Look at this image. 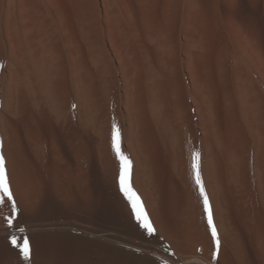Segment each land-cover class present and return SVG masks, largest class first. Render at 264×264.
Instances as JSON below:
<instances>
[{
  "label": "bare ground",
  "instance_id": "1",
  "mask_svg": "<svg viewBox=\"0 0 264 264\" xmlns=\"http://www.w3.org/2000/svg\"><path fill=\"white\" fill-rule=\"evenodd\" d=\"M0 144V264H264V0H0Z\"/></svg>",
  "mask_w": 264,
  "mask_h": 264
},
{
  "label": "snow or ice",
  "instance_id": "2",
  "mask_svg": "<svg viewBox=\"0 0 264 264\" xmlns=\"http://www.w3.org/2000/svg\"><path fill=\"white\" fill-rule=\"evenodd\" d=\"M75 107V105H73ZM2 148V144H0ZM112 148L114 150L116 159L119 162V174H118V187L119 191L130 206L131 213L135 216L138 226L142 228L147 235L152 236L156 234V228L154 223L145 208L144 201L139 191L134 187L131 179V166L132 162L130 158L121 149V131L119 126L113 122L112 124ZM192 170L195 185L199 190V195L203 198L204 211L207 214V224L211 229V235L215 241L216 252L220 249V239L217 232L216 225L213 220V213L209 201L208 194L205 190L203 180L200 172V152L194 151L192 153ZM7 201L11 205V215L6 217L7 226L11 229L14 227V219L18 213V205L14 198L13 191L10 187L8 174L6 170L5 156L0 151V205H3ZM21 232L23 228L19 229ZM18 237H11V245L18 249V254L24 261H30L32 255V249L30 241L27 237H23L22 243H18Z\"/></svg>",
  "mask_w": 264,
  "mask_h": 264
}]
</instances>
